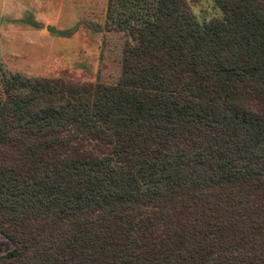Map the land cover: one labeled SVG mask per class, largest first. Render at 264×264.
Here are the masks:
<instances>
[{
  "label": "trees",
  "instance_id": "16d2710c",
  "mask_svg": "<svg viewBox=\"0 0 264 264\" xmlns=\"http://www.w3.org/2000/svg\"><path fill=\"white\" fill-rule=\"evenodd\" d=\"M192 1H108L125 78L2 75L0 264H264V0L214 61Z\"/></svg>",
  "mask_w": 264,
  "mask_h": 264
},
{
  "label": "rangeland",
  "instance_id": "374dc122",
  "mask_svg": "<svg viewBox=\"0 0 264 264\" xmlns=\"http://www.w3.org/2000/svg\"><path fill=\"white\" fill-rule=\"evenodd\" d=\"M108 1L0 0V98L5 72L79 83L125 78L123 62L137 65L141 43L123 32L106 36ZM213 3L192 1L200 16L206 10V48L214 61L223 49L225 32ZM48 26L63 33H53ZM11 249L0 234V254Z\"/></svg>",
  "mask_w": 264,
  "mask_h": 264
},
{
  "label": "water",
  "instance_id": "95a60500",
  "mask_svg": "<svg viewBox=\"0 0 264 264\" xmlns=\"http://www.w3.org/2000/svg\"><path fill=\"white\" fill-rule=\"evenodd\" d=\"M48 29L53 32V33H56V34H61L63 32L59 31V30H55L54 28H52L51 26H48Z\"/></svg>",
  "mask_w": 264,
  "mask_h": 264
}]
</instances>
